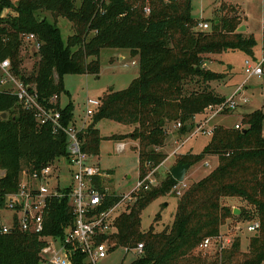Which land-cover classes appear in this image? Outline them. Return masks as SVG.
Returning <instances> with one entry per match:
<instances>
[{
  "label": "trees",
  "instance_id": "trees-1",
  "mask_svg": "<svg viewBox=\"0 0 264 264\" xmlns=\"http://www.w3.org/2000/svg\"><path fill=\"white\" fill-rule=\"evenodd\" d=\"M219 19L208 31H199L203 22L193 17V0H0V60H10L13 73L33 86L44 102L65 92L67 75H99L103 49L126 50L138 57L139 76L128 88L112 90L101 98L102 105L91 124L80 135L83 151L100 154L104 140L96 125L110 120L134 126L129 135L108 140L138 143L139 179H145L168 158V126L181 124L179 133L190 134L196 117L210 105L225 98L211 88L225 74L205 68L206 57L240 51L254 57L258 43L253 35L239 33L246 18L241 10L219 0ZM145 7L150 13H145ZM50 13L52 21L39 17ZM60 18L72 23L73 34L64 41L58 28ZM34 34L36 42L25 35ZM31 44L39 48L33 70L25 75L22 52ZM199 69V70H198ZM193 83L199 90H189ZM57 108L63 124L74 123L70 103ZM7 114L5 120L1 119ZM243 129L216 126L208 145L200 155L187 154L177 164L191 167L208 156L218 157V166L205 178L193 183L178 199L172 225L156 232L152 226L141 229L143 212L156 200L172 195L178 182L170 175L157 186L135 193V202L116 221L117 232L109 239L113 249L127 253L143 245V251L129 264H264V113L260 110L242 116ZM190 129V131H189ZM68 156L67 136L54 134L50 125L40 126L32 113L24 111L17 98L0 91V212L6 196L16 193L24 170L32 173ZM112 174V171L108 172ZM237 199L245 205L234 214L224 201ZM111 196L109 205L120 202ZM160 216L157 217L159 219ZM233 218L258 221L259 231L250 238L249 250H241V238L211 257L200 250L205 239L216 240L222 228ZM74 216L69 199L50 202L41 235L23 233L18 228L0 234V264H41L44 238L63 239L73 228ZM72 264H88L79 252ZM121 264H125L122 262Z\"/></svg>",
  "mask_w": 264,
  "mask_h": 264
},
{
  "label": "rangeland",
  "instance_id": "rangeland-1",
  "mask_svg": "<svg viewBox=\"0 0 264 264\" xmlns=\"http://www.w3.org/2000/svg\"><path fill=\"white\" fill-rule=\"evenodd\" d=\"M17 2L18 0H12ZM82 0H77L79 6ZM234 4L242 7L240 17H247L246 24L251 35H253L258 43V47L255 50L254 57L247 56L240 51L227 52L214 56V60H211L209 68L220 74H225L226 77L218 82H213L211 88L214 91L221 93L218 94L221 97L226 95L230 97L238 87L242 86V91L237 96V101L241 102L244 99H248L247 104H242L235 112L231 114H224L218 116L213 123L205 127V129H212L215 124H223L225 126L234 127L236 124H242V116L247 112H253L260 110L264 113V76L261 78L252 77L246 79L245 75V62L250 59L260 60L261 58V45L264 41V0H231ZM228 5L230 2H226ZM245 14V16H244ZM223 14L220 12L219 0H193V16L203 22H213L219 19ZM39 17H46L49 21H52L50 13L42 12ZM206 20V21H204ZM210 24V23H209ZM211 26V24H210ZM58 28L61 31V36L64 41L73 34L72 23L67 19L60 18L58 21ZM126 53V50L115 49H103L100 54L101 71L99 75H67L64 77L65 92L61 95L62 105L65 107L68 104H72L74 108V120L77 121L78 127H81L86 120V103L88 99L102 98L105 94L115 89V91H122L128 88L130 83L139 76V64L138 57L133 58L129 54L125 55V60H120L119 52ZM36 47L31 44L29 47H25L22 52L24 74L28 75L33 70L37 58L35 53ZM207 64V61H206ZM207 69V68H206ZM201 86L193 83L189 86V90H199ZM206 115H199L196 118V122L199 124L204 123ZM89 121V120H88ZM243 126V125H242ZM96 128L100 131L101 137L104 139L101 143L100 154L98 156H92L90 162L100 168L102 171H112L109 180L105 181V186L109 188L112 193L119 196L130 194L136 187L139 180V161L138 152L134 149L136 142L131 139L125 141L108 140L115 135H129L133 132L134 126H125L119 123L103 120L97 124ZM196 130V125H194ZM193 132L187 135H181L177 125L171 124L168 126V138L166 147L162 152L169 157L165 161L164 165L155 170L152 176V186L159 185L171 170L176 167L181 157L187 154L200 155L205 147L211 140V136L204 134H197L192 136ZM192 136V137H191ZM119 142L127 144L126 150L122 153L116 152V145ZM178 148L179 152L176 156L173 154ZM208 162L207 167L205 163ZM217 166V160L214 158H205L201 162L192 166L188 176L186 177L183 186L179 187L182 195L186 190L196 182H199L206 176H208ZM56 173L52 179L51 186L55 188L60 181L61 186L71 185V176L68 167L63 162L56 163ZM114 174V175H113ZM6 175L5 171H0V179ZM59 177V180L57 179ZM22 175L20 177V181ZM186 185V188H184ZM134 194H132L133 196ZM181 195V196H182ZM176 194L160 198L153 202L142 214L143 231H148L152 226L156 232H162L168 229L173 221L177 211L178 199L181 197ZM135 197L129 202L132 205L135 202ZM224 203L231 207L233 211L243 207L245 204L237 199H228ZM2 219L9 225L14 224V214L11 211L3 210L0 212ZM159 219H157V217ZM20 218V214L16 217ZM255 221H243L233 218L227 222V224L221 230V245L211 246L208 250L203 251L204 254H208L213 257L221 250V247H230L233 240L236 237L241 238V250L246 253L249 250V240L255 234L250 233L247 227ZM109 251L108 255L104 259H99L96 264H129L136 255L133 253H127L123 248H116ZM48 257V256H46ZM88 264H94L90 259H86Z\"/></svg>",
  "mask_w": 264,
  "mask_h": 264
},
{
  "label": "built area",
  "instance_id": "built-area-1",
  "mask_svg": "<svg viewBox=\"0 0 264 264\" xmlns=\"http://www.w3.org/2000/svg\"><path fill=\"white\" fill-rule=\"evenodd\" d=\"M169 2L170 0H165ZM178 1V0H174ZM145 13H150V8L145 7ZM197 29L199 31H208L210 24L201 22ZM264 32V24H263ZM27 42H36L34 34L25 35ZM37 49L39 45L36 44ZM260 60L250 59L245 62L246 79L252 77L261 78L264 76V41L261 45ZM244 86V84L242 85ZM242 86L230 96L225 98L224 102L218 105H210L205 110V121L199 124L195 121L196 130H192V136L204 134L212 136L213 129H205L210 121L224 114L235 112L242 104H247L248 99L241 102L237 101V96L242 91ZM0 91L10 93L17 98L18 105L26 112L32 113L40 126L50 125L54 134L63 132L68 140V156L57 159L54 163L47 165L41 170L32 173L24 170L20 181L19 189L16 193L6 196L5 209L14 214V224L6 223L0 214V234L7 235L18 228L23 233L41 235L45 230V219L48 214L50 202L52 199H69V204L73 210L74 224L73 228L68 229L63 239L44 238L47 245L41 252V264H72V255L76 252L84 255L96 264L99 259L107 257L114 244L106 239L102 242L100 238H108L117 232L116 221L127 211L129 202L133 199L132 194L138 193L141 189H149L154 172H151L145 179L138 180L135 189L128 195L119 196L112 193L105 186V181L110 177L106 171L94 166L91 162V155L83 151V141L80 135L91 124L92 117L101 107V99H88L86 106V120L82 127H78L75 122L65 126L63 124L62 114L59 112L57 105L59 97L53 96L47 101H39L37 90L33 86L26 85L21 81L12 70L10 60H0ZM89 120V121H88ZM181 128V124L177 125ZM235 129H243L242 124H236ZM190 132V133H191ZM191 136V137H192ZM127 144L119 142L116 145V152L122 153L126 150ZM178 148L174 155L179 152ZM63 162L69 169L71 176L70 186L58 185L52 188L51 182L58 169L56 163ZM208 165V164H207ZM59 180V177H57ZM183 183H178L172 190V193L182 195L179 190ZM186 188V185H184ZM111 196L120 197L118 203L109 205ZM182 197V196H181ZM3 211V210H2ZM20 214V218L16 217ZM260 229L258 221L253 222L247 227V230L256 234ZM221 238L205 239L201 244L200 250L206 251L211 246L221 245ZM226 247H221L224 249ZM143 251V245L139 244L132 250L136 256H140ZM48 256V257H46Z\"/></svg>",
  "mask_w": 264,
  "mask_h": 264
},
{
  "label": "crops",
  "instance_id": "crops-1",
  "mask_svg": "<svg viewBox=\"0 0 264 264\" xmlns=\"http://www.w3.org/2000/svg\"><path fill=\"white\" fill-rule=\"evenodd\" d=\"M225 2H230L229 3V5H234V6H237L240 10H242V7H240L239 5H237V4H234L231 0H225ZM243 11V10H242ZM192 15H193V11H192ZM244 16H245V14H244ZM194 17V16H193ZM195 18V17H194ZM245 18H246V20H245V22H244V25L243 26H245L246 27V31L245 32H243V33H245L246 35H251L250 34V32H249V29H248V25L246 24V21H247V17L245 16ZM196 19V18H195ZM198 20V19H197ZM201 21V20H200ZM204 21H206V20H204ZM208 23V22H207ZM258 47V46H257ZM119 54H120V60L121 61H124L125 60V55L126 54H129V56H130V52L129 51H126V53H123L122 51H120L119 52ZM214 56H216V55H210V56H207L206 58V61H207V64L205 63V68H207L208 70H211L210 68H209V64L208 63H211V60H214L215 58H214ZM138 59V58H137ZM212 71V70H211ZM112 90H115L114 88L113 89H111V91ZM214 90V89H213ZM215 93L216 94H221V93H219V92H217V90L215 91ZM223 97H226V95H223ZM99 99H101V98H99ZM59 103H60V105L62 106V107H64L63 105H62V98L60 97L59 98ZM248 113H250V112H247V114ZM198 117V116H197ZM196 117V118H197ZM216 118H218V117H216ZM216 118H214V119H212L211 121H210V123L208 124L209 126H210V124L211 123H213V121L216 119ZM74 122H75V124L78 126V124H77V121L76 120H74ZM84 125V124H83ZM82 125V126H83ZM216 126H223V127H226V128H232V127H229V126H225V125H223V124H215ZM81 126V127H82ZM97 126V125H96ZM215 126V127H216ZM135 128V127H134ZM137 143V142H136ZM136 147H138V143L136 144V146H135V148ZM134 148V149H135ZM165 148H163L162 150H164ZM137 152V151H136ZM192 155H195V154H192ZM168 156V155H167ZM176 156V155H175ZM169 157V156H168ZM206 158H214V159H216L217 160V166H218V157H216V156H208V157H206ZM168 159V158H167ZM167 159H166V161H167ZM165 163V162H164ZM164 163L162 164V165H164ZM208 164V165H207ZM161 165V166H162ZM205 165L208 167L209 166V163L208 162H206L205 163ZM160 166V167H161ZM216 166V167H217ZM159 167V168H160ZM192 169V167H190V170ZM190 170H189V172H190ZM189 172H188V174H189ZM188 174H187V176H188ZM114 175V174H113ZM186 176V177H187Z\"/></svg>",
  "mask_w": 264,
  "mask_h": 264
},
{
  "label": "water",
  "instance_id": "water-1",
  "mask_svg": "<svg viewBox=\"0 0 264 264\" xmlns=\"http://www.w3.org/2000/svg\"><path fill=\"white\" fill-rule=\"evenodd\" d=\"M246 31V27L245 26H241L238 29L239 33H243ZM199 70V69H198ZM7 118V114L3 113L1 115V119L5 120ZM190 131V129H189ZM191 165L190 164H183L180 163L178 164L176 167H174L171 172L170 175L178 182V183H183L186 179V176L190 170ZM234 214H240V211L238 209L234 210Z\"/></svg>",
  "mask_w": 264,
  "mask_h": 264
}]
</instances>
